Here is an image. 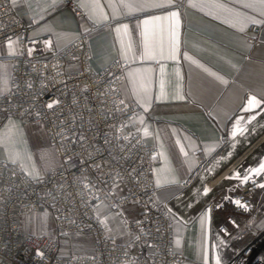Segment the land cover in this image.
Listing matches in <instances>:
<instances>
[{"label": "crops", "instance_id": "obj_1", "mask_svg": "<svg viewBox=\"0 0 264 264\" xmlns=\"http://www.w3.org/2000/svg\"><path fill=\"white\" fill-rule=\"evenodd\" d=\"M166 2L143 0L138 11L122 7L121 0H98V7H80L82 23L69 10L50 7V0H15L11 8L16 16L36 23L27 36L32 49L41 48L36 54L45 53L46 40L57 50L89 31L91 69L98 71L115 60L129 64L122 95L139 109L132 123L142 142L155 148L151 175L156 202L169 213L173 241H179L178 246L172 241L173 249L182 254V264H205V258L215 264L217 256L223 264L247 245L245 231L264 230V187L258 186L264 184V170L250 171L264 164V24L250 34L254 24L241 31L232 16L264 17L258 8H245L247 0H172L171 7L155 6ZM221 4L224 8L217 6ZM173 11L179 12L178 20L170 16ZM0 48L2 59L6 49ZM253 96L259 106L249 104ZM2 127L0 160L16 159L30 178L57 167L50 147L54 166L42 174L28 138L17 151L19 158L11 154L3 136L8 128ZM250 172L256 176L251 201L261 209L245 215L221 203L225 194L239 192L240 180ZM205 186H210L207 192ZM106 212L118 233L115 216ZM124 214L132 220L139 210L128 205ZM220 226L230 237L220 234Z\"/></svg>", "mask_w": 264, "mask_h": 264}, {"label": "built area", "instance_id": "obj_2", "mask_svg": "<svg viewBox=\"0 0 264 264\" xmlns=\"http://www.w3.org/2000/svg\"><path fill=\"white\" fill-rule=\"evenodd\" d=\"M55 9L69 10L78 23L85 19L77 0H62ZM35 26L32 19L16 16L9 0H0V47L6 49L0 64L10 65L8 89L0 95V124L14 118L41 127L58 163L36 179L17 162L0 160V264H182V254L172 246L171 217L156 202L151 175L155 148L142 142L132 123L139 109L122 95L129 64L115 60L98 71L91 69L89 31L60 49L36 54L41 51L37 48L28 55L32 44L27 36ZM258 30L252 25L248 32ZM9 36L16 41L14 55H9ZM56 100L52 109L46 107ZM96 164L102 167L97 169ZM117 174L123 181H116L119 188L113 186ZM247 176V182L245 177L240 180L239 192L225 194L221 204L252 215L261 208L251 201L256 176L252 172ZM101 203L106 210L99 215L96 206ZM128 205L139 210L132 220L124 214ZM106 211L115 216L118 233ZM45 212L53 218V237L23 231L24 216ZM227 222L238 229L233 220ZM217 230L225 238L231 235L224 227ZM71 234L90 237L91 252H62L60 238ZM260 234L245 231L247 245L223 264H264Z\"/></svg>", "mask_w": 264, "mask_h": 264}, {"label": "rangeland", "instance_id": "obj_3", "mask_svg": "<svg viewBox=\"0 0 264 264\" xmlns=\"http://www.w3.org/2000/svg\"><path fill=\"white\" fill-rule=\"evenodd\" d=\"M0 56H4L3 48H0ZM4 65L3 69H0V95L5 93L8 89L9 81V64H0ZM4 126V127H2ZM8 128V133L3 134L5 143L12 148L11 154H16L20 148H22L23 140L27 142L29 139L30 149L32 151L33 159H38L36 161L37 165L40 167L41 173L43 174L44 170H48L52 165V159L50 154V147L48 141L44 137L42 130L32 124H21L16 121L14 118H6L1 124L0 128ZM22 129L24 135H21L23 132L18 130ZM16 151V152H15ZM4 153L3 151H0ZM10 158L7 154L6 159ZM106 210V207L102 210V213ZM102 213H98L99 215ZM127 217V216H126ZM22 229L24 232L42 234L48 237L54 236V223L53 218L49 212L45 213H31L22 218ZM262 243L264 246V230L261 232ZM90 237L81 236V235H63L60 238V249L64 253L69 254H78V253H90Z\"/></svg>", "mask_w": 264, "mask_h": 264}, {"label": "snow or ice", "instance_id": "obj_4", "mask_svg": "<svg viewBox=\"0 0 264 264\" xmlns=\"http://www.w3.org/2000/svg\"><path fill=\"white\" fill-rule=\"evenodd\" d=\"M15 0H9V3L12 4L14 3ZM62 0H50V7L51 6H56L57 4L61 3ZM78 2V5L80 7H88L89 5L92 6L93 8L95 7H98L99 4H98V0H77ZM121 3H122V7L126 8V9H132V8H135L136 10H143V0H121ZM156 7H171L172 6V0H167L166 3H159V4H156L155 5ZM193 7L196 6L195 4L192 5ZM218 7H221V8H224V5H217ZM245 8H258L259 11H260V16L261 17H264V0H247V2L244 3L243 5ZM225 11H228V12H233L232 9H229V8H225L224 9ZM179 12L178 11H173L170 13V16L171 17H174V18H177V20L179 19ZM91 18V17H90ZM105 20H107V16L104 17ZM156 19H159V17H157ZM232 19L234 20L235 24H238L240 25V30L243 31L245 27H247L248 24H254V25H261V24H264V19H256L252 16H247L245 14H242V13H239V12H235L233 13V16H232ZM144 23H148L147 20L144 21ZM122 27L127 30L128 28V25H122ZM117 32L120 31V28H117L116 29ZM19 40V38H17V41ZM16 41H13L12 37L9 36L8 38V47L10 49L9 51V55H14L15 54V50L13 48V44L15 43ZM52 41L51 40H46L44 41V44H45V47L46 48H51L52 47ZM147 47V46H146ZM34 51V49H29L28 50V55H32V52ZM5 66L4 65H0V69H3ZM116 79H119L118 77ZM2 82V81H0ZM114 82V81H113ZM29 88L31 87V85L29 84L28 85ZM59 101L56 100V101H53V103H48L46 105L47 108L49 109H52L56 104H58ZM121 104L124 103L123 100L120 101ZM259 101L256 99L255 96L251 97V99L249 100V104L250 105H253V106H259ZM246 110H250V109H246ZM254 119V117H253ZM63 123V122H61ZM141 123H143V121H141ZM147 130L145 129V135H147ZM57 135H60V133H57ZM232 135L235 137L236 135V132L234 131L232 133ZM105 136L107 137V134H105ZM85 139V136L83 133L80 134V137H79V141L82 143L83 140ZM117 139H119V137H117ZM0 143H3V140H0ZM108 143L109 145L111 146L112 145V141L111 139L108 140ZM19 153L16 154V157L19 158ZM93 154H89V156L91 157ZM185 155H187V153H185ZM112 159H116V156L113 155L112 156ZM12 163H16V159H12ZM95 167L97 169L101 168L102 165L101 164H96ZM261 170H264V164H261L259 168L257 169H252L250 171H254L256 172L257 174H259L261 172ZM13 175H15V173H13ZM36 179L39 178V173H36L35 177ZM86 179V178H85ZM249 179V177L246 175L245 178H244V181L243 182H247V180ZM117 180H120L118 174L116 176L113 177V186L116 187V188H119V183H116ZM120 182L122 183L123 181L120 180ZM159 183H157V187H159ZM259 187H264V184L262 185H258ZM94 187V185H93ZM205 192L208 191L207 188L204 189ZM131 194V193H130ZM129 194V196H130ZM234 203L239 206V207H243L245 208V210H247L246 208V205L242 204L240 200H236L234 201ZM105 205L103 203L99 204L96 206V211L97 213H102V210L104 209ZM101 223H105L104 220H101L100 221ZM201 223L203 224L204 223V220L203 218L201 219ZM143 231V230H142ZM139 238V237H137ZM173 244L178 246L179 245V241L178 240H174L173 241ZM149 247H151V245H149ZM37 255H40L42 256L43 254L40 253V252H37ZM205 264H207V259L205 258ZM215 264H221V261H220V258L219 256L216 257V262Z\"/></svg>", "mask_w": 264, "mask_h": 264}]
</instances>
